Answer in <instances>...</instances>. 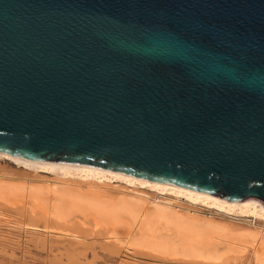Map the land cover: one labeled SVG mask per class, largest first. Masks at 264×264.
Returning a JSON list of instances; mask_svg holds the SVG:
<instances>
[{"label": "water", "instance_id": "obj_1", "mask_svg": "<svg viewBox=\"0 0 264 264\" xmlns=\"http://www.w3.org/2000/svg\"><path fill=\"white\" fill-rule=\"evenodd\" d=\"M0 151L264 204V0H0Z\"/></svg>", "mask_w": 264, "mask_h": 264}, {"label": "rangeland", "instance_id": "obj_2", "mask_svg": "<svg viewBox=\"0 0 264 264\" xmlns=\"http://www.w3.org/2000/svg\"><path fill=\"white\" fill-rule=\"evenodd\" d=\"M30 169L0 157V173L12 175L7 179L10 183L0 181V236L19 241L12 247L8 243V249L0 246V264H118V251L122 256L133 255L131 264H247L245 252L250 263L264 264L261 237L240 233L225 223H258L264 229L263 217L219 211L167 190L121 179L93 180ZM18 174L37 177L43 181L37 184L53 186L23 188L18 184ZM154 204L189 206L198 210H190L192 213L211 216L214 221H191L159 213ZM221 216L225 218L221 220ZM24 223H34L44 232L78 233L84 241L68 243L70 236L48 234L51 247L42 249L32 241L31 233L22 231L20 224Z\"/></svg>", "mask_w": 264, "mask_h": 264}, {"label": "bare ground", "instance_id": "obj_3", "mask_svg": "<svg viewBox=\"0 0 264 264\" xmlns=\"http://www.w3.org/2000/svg\"><path fill=\"white\" fill-rule=\"evenodd\" d=\"M0 157L9 158L19 165L31 168L30 170H32V169L35 171H37V170H50L53 172L56 171V173L58 172L61 175H70V176L77 175V176H80V177L85 178V179L90 178L93 180L94 179H97V180H99V179L100 180L101 179H113V178L114 179L115 178L121 179L123 181L124 180L127 181L128 183L147 185V186L159 189V190H167V191L173 192L177 195H182V196L186 197V199H188L192 203H195V204L201 203V204H204L207 206L208 205L213 206L216 209H218L219 211H223V212L226 211L227 213L228 212H238L241 214L251 213L252 215H254L256 217H263L264 218V204L259 199L255 198V197H247V198H243V199L225 198V197H222V196H219L216 194H212V193L205 192L202 190L194 189L191 187L173 184V183L164 182V181H159V180H155V179H149V178L133 175L130 173H126L123 171H119V170H115V169H111V168H106V167H101V166H97V165H92V164H87V163H71V162H63V161L41 160V159H35V158H30V157H23V156H19V155H14V154L4 152V151H0ZM11 176H12L11 174H9L5 171L4 172L1 171L0 181L5 182V181H7L8 177L11 178ZM16 177H18V178L20 177V179H18V184L21 183L20 185L23 188H25L27 185H36L38 183V181H40V180H41V182H43L42 179H38L37 177H30V176L19 175V174ZM16 177H15V179H16ZM7 182H9V181H7ZM0 184H2V182H0ZM12 184H14V182ZM37 185L38 186L39 185H41V186L45 185L47 187L53 186L52 184L47 183V182L42 183V184L39 183ZM154 205L157 209V212H159V213H165L166 212V213H170L174 216L184 218L187 220H191V221H201V222L203 221L206 223H210V222L214 221V218H212L211 216L205 217L203 215H199L200 213L199 214H196L194 212L192 213L190 210H194L196 212L198 210L189 208V206L187 207V206L178 205L176 208V207L171 206V205H168V206L159 205V204H154ZM224 218H225L224 216H221V220H223ZM16 220L14 221L15 223H16ZM6 221H11V220H6ZM225 223L228 226L239 230L240 233H247L248 235L249 234L258 235V237H261L260 240L262 242H264V229L261 228V226H259L258 223L257 224L254 223L253 225H250L249 223H245V222L239 223V222H235L232 220H227V221H225ZM23 225H25V226H23ZM20 226L22 227V231H24L26 233L29 232L32 234L31 235L32 241L38 242L41 245L42 249L43 248L47 249V247H51V244L49 243L50 236L48 234H53V236L56 234L61 235V236H67V237L70 236V238H68V240L66 239L67 237L64 238L67 240L68 243H70V242L79 243L82 240L84 241L83 235H80V234L74 233V232L67 233L68 231L67 232H64V231L58 232L57 231L56 233H54V231H52V230L48 231L46 229L44 232L43 228H42L43 231H40V229L36 228L38 226H36V224H34V223L33 224L32 223L31 224H25L24 223L22 225L20 224ZM29 226L31 228H34V229L27 228ZM17 229H20V228H17ZM36 229H38V230H36ZM5 236H7V238ZM5 236L4 235L0 236V246L3 248V250H4V248H7V246H9V244L11 246V244L13 245L15 242L16 243L19 242L18 240H16V241L12 240V238L9 237L8 235H5ZM18 236H20V235H18ZM76 238H78V239H76ZM53 244H54V242L52 243V245ZM56 244H57V242H56ZM17 245L18 244H16V246ZM69 245H72V244H69ZM36 246H39V245H36ZM77 246L78 245H76V247ZM69 247L70 246H68V248ZM80 247H82V245H80ZM18 248H20V247H18ZM69 249H71V248H69ZM116 253H118V257L120 258V261L118 264H131V262H133V260H134L133 255L132 256L128 255L130 253H127V254L124 253L123 255L125 257L122 256V254H121L122 252L119 253V251H118ZM245 253H246L245 257L248 258L247 264H252V263H250V256L248 255L247 252H245Z\"/></svg>", "mask_w": 264, "mask_h": 264}]
</instances>
